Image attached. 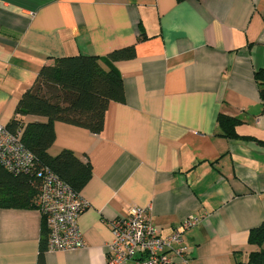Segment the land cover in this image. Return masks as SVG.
<instances>
[{"label":"crops","instance_id":"0c3cea01","mask_svg":"<svg viewBox=\"0 0 264 264\" xmlns=\"http://www.w3.org/2000/svg\"><path fill=\"white\" fill-rule=\"evenodd\" d=\"M130 45L134 57L106 58ZM74 54L115 68L124 101L109 104L97 134L54 123L50 154L71 149L92 177L80 192L84 247L45 249L42 264H105L110 222L133 206L149 209L162 236L199 218L183 234V264H233L236 252L246 260L258 249L249 231L264 221V101L254 79L264 69V0H0V123L42 65ZM220 113L240 120V137L220 134ZM43 226L38 208H0V264H38Z\"/></svg>","mask_w":264,"mask_h":264},{"label":"trees","instance_id":"16d2710c","mask_svg":"<svg viewBox=\"0 0 264 264\" xmlns=\"http://www.w3.org/2000/svg\"><path fill=\"white\" fill-rule=\"evenodd\" d=\"M181 1V0H178ZM144 38L143 33L137 37ZM133 45L114 49L107 54L112 61L134 57ZM259 96L264 101V69L254 73ZM124 101V87L119 72L111 67L103 68L96 55L74 54L57 57L52 64H44L36 79L19 98L14 117L6 127L18 133L19 140L32 155L34 164L28 172H11L0 162V208L33 209L39 191L40 178L37 172L48 168L67 182L74 192L81 190L92 177L89 160H82L71 149H61L52 155L49 148L55 139L54 123L83 127L92 133L104 128L107 108L111 102ZM24 115H36L45 120L24 122ZM239 119L220 113L217 125L221 135L227 138L240 137L235 126ZM47 234L43 226L39 239L38 264H42L46 249ZM248 243L258 249L241 260L234 253L233 264H264V221L250 229Z\"/></svg>","mask_w":264,"mask_h":264},{"label":"built area","instance_id":"2783aa9c","mask_svg":"<svg viewBox=\"0 0 264 264\" xmlns=\"http://www.w3.org/2000/svg\"><path fill=\"white\" fill-rule=\"evenodd\" d=\"M0 162L11 172H28L34 160L32 153L0 123ZM40 178L36 204L44 219L46 250H73L84 247L78 225L80 214L88 201L73 191L70 185L48 168L37 172ZM149 209L133 206L127 215L110 222L112 239L107 245L105 264H183L189 260L183 244V234L199 222L189 216L167 236L151 222Z\"/></svg>","mask_w":264,"mask_h":264}]
</instances>
